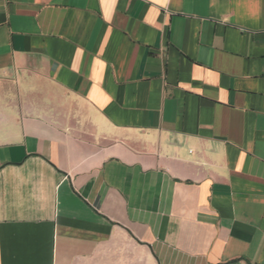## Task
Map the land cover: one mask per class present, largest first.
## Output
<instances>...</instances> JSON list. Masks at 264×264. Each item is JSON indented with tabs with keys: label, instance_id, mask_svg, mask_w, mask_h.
<instances>
[{
	"label": "crops",
	"instance_id": "0c3cea01",
	"mask_svg": "<svg viewBox=\"0 0 264 264\" xmlns=\"http://www.w3.org/2000/svg\"><path fill=\"white\" fill-rule=\"evenodd\" d=\"M0 264H264V0H0Z\"/></svg>",
	"mask_w": 264,
	"mask_h": 264
}]
</instances>
